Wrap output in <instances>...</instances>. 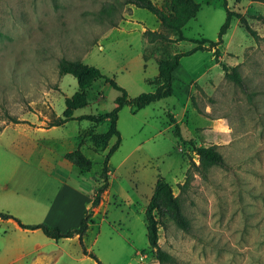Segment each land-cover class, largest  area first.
<instances>
[{
	"label": "rangeland",
	"instance_id": "rangeland-1",
	"mask_svg": "<svg viewBox=\"0 0 264 264\" xmlns=\"http://www.w3.org/2000/svg\"><path fill=\"white\" fill-rule=\"evenodd\" d=\"M123 1L0 0V212L27 219L25 204L37 213L42 210L35 204L50 205L55 198L60 206L74 205L71 195L56 196L51 182L24 164L23 156L40 163L36 156L25 154L20 160L14 155L28 149L27 134L35 140L39 129H52L64 119L65 100L78 91V82L60 75L62 60L100 69L137 98L157 88L161 61L193 50L197 42H217L227 18L224 0H195L201 10L184 28L185 41L168 33L169 41L149 43L147 30L166 31L156 16L118 4ZM152 1L160 7L165 3ZM112 4L117 10L105 12ZM227 4L246 18L258 39L234 17L224 44L215 47L218 59L210 50L181 59L173 97L143 110L127 106L120 113L122 141L110 158L109 187L85 238L87 250L102 264H161L149 245L146 220L159 176L172 186L191 221L185 232L171 219L161 220L159 246L175 261L166 264H264V23L259 19L264 3ZM223 65L238 68L242 85L227 79ZM90 92L92 101L74 112L75 120L50 133L57 141L33 152L82 151L93 163L88 173L64 156L46 158L65 187L93 197L117 139L97 150L92 136H104L109 122L77 116L111 113L120 93L104 80ZM194 146H217L227 168L212 167L204 177L193 166L200 165ZM52 251L49 258L32 251L20 264H98L83 254L77 239Z\"/></svg>",
	"mask_w": 264,
	"mask_h": 264
},
{
	"label": "trees",
	"instance_id": "trees-1",
	"mask_svg": "<svg viewBox=\"0 0 264 264\" xmlns=\"http://www.w3.org/2000/svg\"><path fill=\"white\" fill-rule=\"evenodd\" d=\"M250 1L254 3H264V0ZM118 4L122 6H134L135 8L146 10L156 16L162 28L166 32L163 33L147 30L144 35L149 43L169 41L170 36L168 33L175 35L177 37V41L179 42L185 41L186 38L183 34L184 28L190 21L197 17L201 10V5L195 0H165L164 5L161 7L156 5L152 0H124L122 3L118 2ZM223 5L227 12V18L220 30L219 40L217 42H210L208 40L197 42L198 45L193 50L186 53H177L171 59L161 61L159 63L157 88L154 92L143 93L137 98H131L124 88L120 87L115 80L106 77L100 69L84 64L82 61L62 60L59 64L60 75L73 76L78 82V91L72 97L65 100L66 110L64 112V119H59L58 122L52 124V127H59L70 120H75L73 116L74 112L85 108L92 101L93 98L90 91L93 84L98 80H104L114 90L120 93V96L115 100L114 110L111 113H106L100 117L86 115L77 119L80 121H90L96 124L104 123L106 121L109 122L108 132L104 136H92L93 145L97 150L100 149L101 146L102 148H105L106 142L114 137L117 139V143L111 148L106 157L104 169L100 176L101 181L95 189L92 205L85 212L79 227L63 231L60 227H52L47 224L26 225L17 217L2 212H0V219L14 220L23 230H41L47 238L55 240L56 242L62 239H72L78 237L83 254L90 257L98 264H102L97 256L87 250L85 238L91 228V225L94 223L93 216L95 214V209L101 204L103 200L102 196L109 187L108 165L110 158L119 149L122 141L121 133L118 130L120 113L127 106H132L135 110H143L154 103L173 97V81L175 79L174 72L179 68L181 59L185 56L192 55L203 50L215 51V57L218 59L220 49H216L215 47H219L224 44V37L231 28L232 19L234 17L240 21L246 32L249 33L251 37L258 39L257 32L251 28L245 17L231 11L228 7L227 0H224ZM115 10H117V5L112 4L111 9H107L105 12H112ZM259 19L264 23V16H260ZM206 44H209L210 47H206ZM222 67L226 73L227 79L242 85L243 80L238 68H231L225 65ZM14 122L17 124L20 123L17 121ZM176 128L179 130L178 126H176ZM103 140L105 143L101 142ZM194 151L199 156L200 165L196 166L193 164V166L204 177H206L208 171L212 167L227 168L224 157L218 151L217 146H194ZM64 159L73 164L83 173L90 172L93 167L92 161L88 159L80 150L66 153L64 155ZM190 181L191 176L187 178L186 185H188ZM157 216L159 219H157ZM164 219H171L185 232H189L191 229V221L184 215L179 198L175 197L172 186L164 177L159 176L155 185L153 196L146 210L148 241L150 247L156 253L157 260L161 264L174 263L175 261L173 257L162 250L159 246V226L162 224L161 220Z\"/></svg>",
	"mask_w": 264,
	"mask_h": 264
},
{
	"label": "crops",
	"instance_id": "crops-1",
	"mask_svg": "<svg viewBox=\"0 0 264 264\" xmlns=\"http://www.w3.org/2000/svg\"><path fill=\"white\" fill-rule=\"evenodd\" d=\"M176 71L174 73H176ZM54 129H57V127H53L49 130L39 129V132L36 133L39 138L37 137L35 140H32L30 138V134H27V136H25L24 145L25 148L28 149L24 151L23 154L20 153V156L17 153H12L18 156L20 160L23 159L24 164H26L30 170H34L35 172H33L36 175L50 181L54 186L53 192L56 194V196H63V191H66L68 193L67 195H71L72 200H74V205L60 206L58 204L59 198H55L50 203V205L46 204L45 206L35 204L37 205L35 206L36 209L42 210V212L39 211L37 213L36 211L27 208L28 204H25V217L29 219H24L21 215H17V218L26 225L47 224L52 227H60L62 230H69L71 228H77L80 226L83 215H85L84 213L92 205L93 197H89L77 187L68 185L65 187L63 178L60 179L51 171L54 165L49 164L46 157L49 156V158H58L61 156L63 157L66 153L59 154L57 149L51 151V154L49 155L44 154V152H39L38 150L33 152L34 147L38 148L40 146H52V143L57 141V139L53 138L50 134ZM12 145H14V142L10 144L9 148H13ZM25 154L30 157L36 156L40 163L33 165L27 162L23 156ZM33 212L35 213L34 215ZM2 226H4V229L0 231V264H20L22 259H27L31 256L32 251L40 252L41 254L45 255V258H49L48 255L50 253L52 254V250L58 246L60 247V245L62 246L64 243H67L71 240L76 241V239L79 242L78 237L72 239H62L56 242L55 240L47 238L41 230H23L15 221L13 224H11L9 223V220L0 219V227Z\"/></svg>",
	"mask_w": 264,
	"mask_h": 264
}]
</instances>
